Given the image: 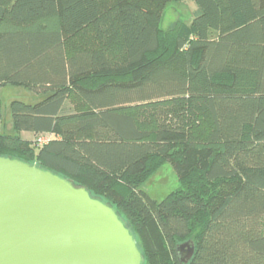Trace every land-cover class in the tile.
Returning a JSON list of instances; mask_svg holds the SVG:
<instances>
[{
    "label": "trees",
    "instance_id": "obj_1",
    "mask_svg": "<svg viewBox=\"0 0 264 264\" xmlns=\"http://www.w3.org/2000/svg\"><path fill=\"white\" fill-rule=\"evenodd\" d=\"M173 1L0 0V86L45 94L9 102L0 156L109 202L143 264H264V0H191L189 36L160 26Z\"/></svg>",
    "mask_w": 264,
    "mask_h": 264
},
{
    "label": "water",
    "instance_id": "obj_2",
    "mask_svg": "<svg viewBox=\"0 0 264 264\" xmlns=\"http://www.w3.org/2000/svg\"><path fill=\"white\" fill-rule=\"evenodd\" d=\"M175 252L189 259L193 246L184 242ZM143 262L109 202L35 163L0 156V264Z\"/></svg>",
    "mask_w": 264,
    "mask_h": 264
},
{
    "label": "rangeland",
    "instance_id": "obj_3",
    "mask_svg": "<svg viewBox=\"0 0 264 264\" xmlns=\"http://www.w3.org/2000/svg\"><path fill=\"white\" fill-rule=\"evenodd\" d=\"M195 4L191 0H176L169 2L163 10L160 26L162 29H178L179 34L190 35V24ZM45 97V94H35L25 88L13 85L0 86V133L14 135L12 128L9 102L13 99L33 104ZM178 186L177 177L172 165L164 163L142 185L143 191L152 199L160 201Z\"/></svg>",
    "mask_w": 264,
    "mask_h": 264
},
{
    "label": "built area",
    "instance_id": "obj_4",
    "mask_svg": "<svg viewBox=\"0 0 264 264\" xmlns=\"http://www.w3.org/2000/svg\"><path fill=\"white\" fill-rule=\"evenodd\" d=\"M52 138H53V135H51V134L50 135L49 134L41 135L37 138V143H38V145H42Z\"/></svg>",
    "mask_w": 264,
    "mask_h": 264
},
{
    "label": "crops",
    "instance_id": "obj_5",
    "mask_svg": "<svg viewBox=\"0 0 264 264\" xmlns=\"http://www.w3.org/2000/svg\"><path fill=\"white\" fill-rule=\"evenodd\" d=\"M11 119V118H10ZM11 124H12V122H11ZM20 135H21V137L23 138V139H26V140H32L34 137V134L33 133H30V132H21L20 133Z\"/></svg>",
    "mask_w": 264,
    "mask_h": 264
},
{
    "label": "flooded vegetation",
    "instance_id": "obj_6",
    "mask_svg": "<svg viewBox=\"0 0 264 264\" xmlns=\"http://www.w3.org/2000/svg\"><path fill=\"white\" fill-rule=\"evenodd\" d=\"M188 243V242H187ZM189 244V243H188ZM185 249H187L188 247L187 246H185L184 247ZM188 259H183V260H181V262H184V261H187Z\"/></svg>",
    "mask_w": 264,
    "mask_h": 264
}]
</instances>
